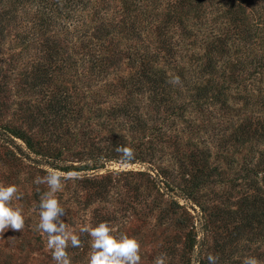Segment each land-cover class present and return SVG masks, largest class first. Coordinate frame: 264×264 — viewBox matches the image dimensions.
Listing matches in <instances>:
<instances>
[{"label": "rangeland", "instance_id": "374dc122", "mask_svg": "<svg viewBox=\"0 0 264 264\" xmlns=\"http://www.w3.org/2000/svg\"><path fill=\"white\" fill-rule=\"evenodd\" d=\"M219 2L218 12L207 7L189 19L228 43L210 74L201 72L200 36L177 29L168 33L170 56L152 28L130 37L113 32L117 61L90 74L69 48L52 58L37 40L22 45L19 37L34 31L22 13L0 22V184L18 186L13 203L25 217L21 232L0 237V264H56L38 229L48 186L37 178L50 170L76 174L61 177L56 193L60 219L81 241L69 242L71 264H89V233L101 222L139 240L140 264L161 253L167 264H209V254L217 264L264 262V139L253 133L264 117V0L236 13L234 29L228 0ZM117 7L111 0L108 13ZM141 53L161 72L160 88L140 85V55L133 57ZM61 54L69 55L65 64ZM238 125L248 134L241 142ZM120 146L134 150L131 159Z\"/></svg>", "mask_w": 264, "mask_h": 264}, {"label": "trees", "instance_id": "16d2710c", "mask_svg": "<svg viewBox=\"0 0 264 264\" xmlns=\"http://www.w3.org/2000/svg\"><path fill=\"white\" fill-rule=\"evenodd\" d=\"M110 1L0 0V22L3 20L9 22L17 12L22 13L26 17L25 20L29 22L30 29L31 27L34 29L30 35L27 32L19 37L22 45L27 46L29 42L37 40V44L45 45L47 53L52 58L56 57L55 54L58 51L62 50L64 54L66 48H69L80 55V60L87 63L86 69L90 74L95 71L100 73L104 71V67L117 61L119 43L117 40L112 43L113 32L123 33L124 31L126 37H130L152 28V31L159 35V42L163 46L164 53L169 56L174 53L170 45L171 36L168 35L170 30L177 29L179 36L182 37L191 36L194 39L200 36L198 42L200 41L204 49L201 72L208 74L212 73L210 71L216 56L227 51L228 43L226 44L223 37H220L219 32H199L193 29V24L189 22L190 17L197 16H191L192 12H206L207 7L218 12L217 10L224 6L219 0H117L119 7L112 8L109 14ZM228 2V11L230 20L234 23L232 27L234 29L237 27L236 13H243L249 7L250 0H228ZM36 26L37 31H35ZM239 31H241L240 25ZM121 36L123 38V34ZM62 54L57 60L60 64H65L69 55L62 56ZM137 57L140 64L137 77H140L139 83L142 87L146 86L148 89L155 90L166 83L161 72L157 69L152 70L148 54H135L133 60ZM40 76L37 79L44 80V73ZM207 81L209 82V79ZM221 92L217 94L220 95ZM221 95L224 96L222 93ZM51 107H55L56 111L63 108L60 105L56 106V102ZM259 118L261 123H257L259 127L254 129L253 133L257 134V139H264V117ZM235 132V139L239 142L248 137L246 130L239 125ZM252 203V207L262 215V199L255 196Z\"/></svg>", "mask_w": 264, "mask_h": 264}, {"label": "clouds", "instance_id": "9594fccd", "mask_svg": "<svg viewBox=\"0 0 264 264\" xmlns=\"http://www.w3.org/2000/svg\"><path fill=\"white\" fill-rule=\"evenodd\" d=\"M178 79V78H177ZM117 152L123 157L131 159L134 150L130 147H117ZM75 173H56L50 170L44 177H38V183H46L48 191L40 197V223L38 229L47 235V243L52 251V259L56 264H71L67 249L69 242L72 247H79L81 241L78 235L68 231L60 217L64 215L65 208L61 205L56 193L62 188L61 177H74ZM18 186L15 184H0V237L9 229L22 231L25 228L23 208L13 200L19 201ZM92 238V253L89 264H140V242L134 236L119 233L110 227L108 222H101L90 230ZM209 264H217L218 255L209 254ZM154 264H167V254L161 253L154 260ZM242 264H264L254 256L245 257Z\"/></svg>", "mask_w": 264, "mask_h": 264}]
</instances>
